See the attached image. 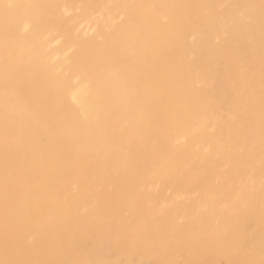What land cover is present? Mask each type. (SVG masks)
<instances>
[{"label":"bare ground","instance_id":"bare-ground-1","mask_svg":"<svg viewBox=\"0 0 264 264\" xmlns=\"http://www.w3.org/2000/svg\"><path fill=\"white\" fill-rule=\"evenodd\" d=\"M87 39L94 48L83 57L77 46ZM37 51L47 52L49 60L33 58ZM106 68H113V82L98 91L89 78ZM2 92L7 94L3 113L10 110L15 120L12 136L26 130L34 107L45 111L46 126L63 103L68 107L62 133L43 139L35 132L12 147L17 156L7 177L21 178L27 188L16 194L15 203L3 189V216H17L24 200L38 203V210L20 211L13 218V236L5 231L8 236H0L2 264H15L22 249L25 264H113L122 253H139L158 264H202L195 243L184 261L174 258L179 236L197 221L230 236L235 254L229 256L237 255V263L264 255V0H0ZM125 118L126 127L120 128ZM6 134L0 125V157L9 146ZM67 137L83 138L87 162L63 171L56 161L76 157L66 152ZM43 143L40 152L21 159L30 145ZM181 153L194 157L183 173ZM105 160L127 184H160L163 207L152 203L153 191L144 214V194L137 186L130 195L124 189L119 199L101 193L109 183L87 188L95 171H105L103 164L97 166ZM29 161L38 166L35 172H24ZM184 192L189 203L178 198ZM104 202L118 210L119 219L122 212L132 213L130 227L107 223L99 206ZM90 203L95 206L88 208ZM76 212L82 224L77 231L70 214ZM145 216L153 218L150 229ZM170 218L180 227H174L166 250L160 244ZM92 225L102 236L100 250L84 254ZM128 227L146 230V239L118 233ZM113 231L115 239L106 235ZM47 234L65 235L68 252L61 253L65 246L59 242L49 243ZM110 250L112 260L106 255ZM161 257L168 260L162 263Z\"/></svg>","mask_w":264,"mask_h":264},{"label":"rangeland","instance_id":"rangeland-1","mask_svg":"<svg viewBox=\"0 0 264 264\" xmlns=\"http://www.w3.org/2000/svg\"><path fill=\"white\" fill-rule=\"evenodd\" d=\"M40 13H42V14H40ZM40 13H39V17L42 19L43 18L42 15L45 16V14H43V12H40ZM86 41H88V42H86ZM82 44L83 45L84 44L87 45V46H85L86 48L82 47ZM79 46L81 48H84V49H79ZM14 48H17V46H15V47L13 46L12 47V49H14ZM91 48L92 49L94 48V43H93V41H91L89 39L79 43V45L77 46L78 50H80V51L84 50L85 51V55L82 54L83 57L87 56L86 51L88 52V50H90ZM86 49H88V50H86ZM39 54H40L39 51H37V53L35 52L33 54L34 55L33 58H35L37 60L40 59L41 61H44L41 58H44L45 60H47V59L49 60L50 56H49V54L47 52L43 51V52H41L40 55ZM47 56H49V57H47ZM111 69H113V68H106L104 70H101L99 72V74L97 73L96 76L93 77V78H89V75H87L88 73H86L87 76L86 75L85 76L87 78L86 77H84V78L85 79H88V78L91 79L92 80L91 82L94 84L95 88L98 91H105V90L109 89V86H111V84L113 82V79L111 77L113 72L109 71ZM38 87H39V85H37V92L39 93L41 88L40 87L38 88ZM6 101H7L6 92L0 93V125L4 126V132L7 133L6 136L8 138V143H9V146L4 150L5 154L0 157V179H1V182L3 181L2 183L0 182V184H1L0 185V195L3 194V192H4L3 189H5L6 191L10 192L12 196H14V197L11 198V201H13V199L16 196V194H19V195H24L25 194L27 185L22 183L21 178L18 180L19 177L18 178L17 177H13L10 180L7 177V174L9 173V171L12 168V166L14 165V162H15V159H16V156H17V151L13 150L12 147H14V145L16 144L17 141H23L24 139H27V137L30 138L31 134L35 133V132H40V134L42 135L43 139H44V137L46 135L56 136L57 134L62 133V131L64 129V124H65L66 119L68 117V112H67L68 111V107L65 105V103H63V105L61 107H59V109H57L53 113V121H54V123H48V125L46 126V123L42 124L43 112H45V111H42V110L37 109L36 107H34L32 105V103H31L32 100L26 101V103H28V105L31 104L37 111L34 112V115L31 118L30 124L26 128V130L23 133L21 132L20 134H15V135L12 136V132L15 131V129H14L15 128V120H13L11 118L10 110H8V111L3 113V109H4ZM125 121L127 122L126 118L123 119V122L119 125L120 128H125L126 127V122ZM55 122H56V124H55ZM51 128H56L55 132H52L50 130ZM76 137H78V136H76ZM76 137H74V138L67 137V142H66L67 143V151L66 152H68L70 155L74 154L76 157L68 158L69 156H65V157H62L59 161H56V166L57 165L59 166L58 167L59 170H63L64 171L66 166H69L72 163H73V165L75 164V167H76V163H78V165L81 164V166H85V163L87 162L86 161V155H87L88 152L87 151L84 152V153L81 152L80 146H82V144H84L83 140H82L83 138H77V140H75ZM44 145H45V143H43L42 145L37 144L35 147L33 145H30L29 148H27V150L24 151L25 153L27 151H29V152L26 153V154L24 153L25 155H21L22 156L21 159H26L27 158V154H29L31 152L32 153L34 151L40 152L41 148ZM31 147L33 148L32 150H31ZM34 153H36V152H34ZM192 158H194L193 155L188 154V153H186V154L185 153H181L179 155V159L181 160V163H182V165L179 164V166H178L179 170H180V173H183V171L186 169L185 168V163L187 162V160L192 159ZM28 159H30V158H28ZM101 159H103V157ZM6 161H7V163H6ZM100 163L103 164V166L105 167V171H99L98 170V174H96V171H95L94 175H96V177L93 176L94 179L92 181H90V182L87 181L86 182L87 183V188H96L97 185H99L100 182H102L104 184L109 183L108 185H104V186H102L100 188L101 189V193H105V195H107L106 197H112V199H119V197H120V195H121V193H122V191L124 189H125V193L130 195L131 192L134 193V190H135V188L137 186V188L141 189L140 192H142V194H144L143 195L144 196V202L143 201L140 202L142 204L141 205V211L144 212V214H145V207L147 205L151 204L150 202H147V201L150 198L151 192H153V191L157 195L155 197V200L152 203L156 205L157 209H161L163 207V205H164V202H162L163 191H162V187L160 186V184H156V185L151 186V187H142L141 185H137L136 181H132L129 184H127V182H124L126 180L124 178V175L119 173V170H118L117 167L113 171H111V170H109V167H107L108 163H107L106 160L102 161V162H99L97 166H99ZM23 169H25L24 172H27L29 170L30 171L33 170V172H35L38 169V166L35 164V162L33 163L32 161H29V162L25 163V166L23 167ZM223 170H226V168H224ZM165 175H166V178L169 179V177L171 176V172H167ZM109 176L113 177L114 180L113 181L112 180L108 181V177ZM84 177H86V176H84ZM121 178H122L121 184L117 183L116 181H118V179H121ZM141 178L144 181L145 177L141 176ZM21 184H22V186L23 185H25V186L22 187V186H20ZM125 185H128V186L122 188ZM11 186H12V189H10ZM20 187H21V189L19 190ZM112 193H114V195H112ZM186 193H188V192H186ZM186 193L184 192V193L180 194V196H178V198L181 201H183V202H184V200H186L185 202L189 203L188 198L190 196L188 197L186 195ZM126 198H127V196H125V199ZM98 200H100V199L98 198L97 201ZM13 202L14 203L16 202L15 199H14ZM2 204L3 203H1L0 205H2ZM37 204H36L35 201L29 202L28 200H24L23 203H22V207L23 208L21 207V209L23 211L22 210H20V211L21 212L28 211L31 215H33V214L37 213V211H36V210H38V209H36L37 208ZM106 205H107V203H105V202L102 203V204H99L100 207L104 208L103 209L104 210V212H103L104 219L109 220L107 223L110 222L111 225H116V224L119 223L118 225L122 224L124 226L125 225L129 226V225H131L133 223L134 216H133L132 213H128V212L123 213L122 212V214H121L122 218L119 219L117 217V213H118L117 211L118 210L113 212L112 211L113 208L109 209L108 206H106ZM94 206H95L94 204L90 203L88 208H93ZM1 208L2 209L5 208L4 204L2 206H0V210H1L0 211V214H1L0 215V217H1L0 220L2 222V224L0 225V236L2 234L5 235V236L9 235L8 237L13 236L14 231H15V219H13V218H16V220H17L19 218L21 212L19 211V209H17L16 211H19V213H17L15 211L18 214L17 216L16 215L13 216L14 213H12L9 217H4L2 212L6 211V209H3L4 211H2ZM70 214L72 216V222L74 223L73 224L74 225V230L75 231L80 230L79 228L82 225L80 223L81 213L80 212L79 213L76 212L74 214L73 213H70ZM145 217H146L145 226L148 229H150L153 226V224H154L153 218L152 217H148V216H145ZM3 218H5V219L9 218V219L5 220ZM118 220H120V221H118ZM6 221H9L10 225ZM4 223H6L7 226L8 225L9 226L7 227L6 224H4ZM13 224H14V226H13ZM176 224L177 223L170 218L169 223H167L163 227L164 229H163L162 240H161V244L160 245L166 244V250L170 249L169 248L170 242L168 241V239L170 240L169 236H171V233L173 232L174 227H176V228L180 227L179 224H178V226H175ZM200 224L201 223H199L197 221L196 223H194V227H192L190 232L183 233V234H181L179 236V239H178L179 247H178V249L174 250V252H175V257L174 258H176L178 262L184 261V255L191 250V245H193L195 243L196 247L194 249V252L196 253V255L198 257L197 261L202 263V264H232V263H234V264H242L241 262L237 263V259H235L237 257V255L236 256H229V255H232L231 253H233L232 252V248H231L233 242L230 239V236L224 235L222 233V231L220 230V228H218V227L207 225V223L206 224L204 223L201 226H200ZM11 225H12V227H11ZM21 225H22V223H21ZM198 226H200L199 227L200 232L198 234H195L196 231H197ZM3 227H5L7 229H5ZM129 227L128 228H124V229H120V231L118 233L121 234L122 236H127V235H130V234H137L138 233V235L140 237V241H144L146 239V234H147L146 230H144V229H142L140 231L135 230V229L134 230H129ZM12 229H14L13 232H12ZM4 231H5V233H8V235H6L4 233ZM106 235L113 236L112 237L113 239L118 237L117 236L118 234H116L115 231H113L111 233L109 232V234L106 233ZM45 237L47 239L48 238L51 239V240L48 239L49 243H51V244L52 243L55 244L56 242H59L60 246H65L64 249L61 251V253L63 255L68 252V250H69V248H68V240L66 239L65 235L52 236L51 234H47ZM108 240H109V243H110L111 239L109 238ZM101 241H102V236L96 230V227H94L92 225L91 232H90V235L88 236V239L83 242L84 245H85L83 253L85 254V253H88V252L90 253L91 252V253L95 254L96 252H98L100 250ZM106 241H107V239H106ZM109 243H107L105 245L110 246ZM53 248L55 250L58 247L54 246ZM109 253L107 252V254H106L107 258H108V260H112L110 258V256H112L114 253H113L112 250H110ZM234 254L235 253H233V255ZM256 256L258 258L257 260L259 262H261V264H264V255L257 254ZM4 257H5V254L3 253V255H2V253H1L0 254V264H2V262H3L2 259ZM19 257H20V259L16 260L15 264H25L24 261L26 259V255H25V250L24 249H22V250H20L18 252V258ZM121 257H124L125 259L124 258H119L118 260H116V261H114L112 263L113 264H145V263L146 264H158L155 261V259L142 257L139 253L138 254H133L132 256H127V255L122 253ZM47 258H49V260L51 261L52 259H54V256L51 253L50 255L47 256ZM160 260H161L162 263H164V262H166L168 260V258L167 257H161ZM257 260H253L249 264H259L257 262Z\"/></svg>","mask_w":264,"mask_h":264}]
</instances>
